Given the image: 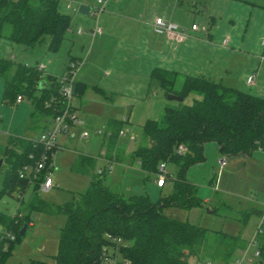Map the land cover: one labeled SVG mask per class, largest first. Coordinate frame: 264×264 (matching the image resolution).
Returning <instances> with one entry per match:
<instances>
[{"label":"trees","instance_id":"16d2710c","mask_svg":"<svg viewBox=\"0 0 264 264\" xmlns=\"http://www.w3.org/2000/svg\"><path fill=\"white\" fill-rule=\"evenodd\" d=\"M4 25L8 26V41L24 49L46 41V51L55 52L69 29V16L59 11L56 0H0V38ZM0 78L3 105L14 104L16 96L29 100V132L43 130L55 114L53 107L44 106L45 102L52 99L56 109L62 105L58 80L37 70V65L0 58ZM149 79L165 95L184 99L193 93L199 97L190 105L166 106L156 119L146 120L140 129V143L130 154L143 172V180L156 175L159 165L172 164L171 191L155 202L146 195L123 196L104 183L103 173L92 174L84 191L72 194L68 202L53 205L39 198L38 178L31 183L33 193L23 208L21 194L29 183L18 178V171L32 166L42 148L32 139L9 137L1 156L0 194H14L18 207L12 217L0 214V264L10 257L31 213L60 215L64 222L49 261L27 259L19 264H100L102 249L112 244L105 236L120 240L117 249L126 264H230L232 255L240 249L236 237L169 219L162 210L189 209L198 204L196 188L185 180V172L203 161V144L213 142L223 156L251 154L263 148L264 98L204 76H184L177 91L173 90V71L155 69ZM40 82L45 87L38 90ZM84 90L83 84L73 83L74 98L82 96ZM117 132L118 128L112 127L107 133L106 146L113 145ZM179 146L183 152L177 151ZM7 233L13 236L11 241L3 238ZM255 240L257 264H264V217Z\"/></svg>","mask_w":264,"mask_h":264},{"label":"rangeland","instance_id":"374dc122","mask_svg":"<svg viewBox=\"0 0 264 264\" xmlns=\"http://www.w3.org/2000/svg\"><path fill=\"white\" fill-rule=\"evenodd\" d=\"M56 1L59 11L69 16V26L73 33H75L76 29L72 23V17L77 16V18H82V16L77 13L78 7H95L94 0ZM173 1L176 3V6L181 7L184 17L182 20H184L187 24L183 27L184 29L181 30L189 32L190 23L193 22L196 26L200 27L199 25H201L200 23L202 20L201 12L198 11V8H193L190 4H188L190 0ZM253 1L257 3H264V0ZM32 2L34 3L35 0H32ZM66 5H69L70 9L67 10L65 8ZM169 7L170 8H167L166 10H159L158 6H151L149 8V14L151 16L155 13L162 15V11H164L165 14L170 15L172 14V7ZM230 12L235 13H233V19L237 24V28L232 31V38L233 40L237 38L238 43L241 45H230L228 49L231 50L240 48L251 57H255L254 68L257 64H259L258 62L260 57L263 58V61L260 62L261 65L264 64V50H262L263 48L259 46V43L264 41V12L254 11L253 14L248 15V12L246 14H242V12H235L229 8L226 10L225 15H223L224 21L223 19L221 20L219 27H223V24H225L227 19V15ZM88 16H90V14ZM88 16H85L84 18L88 19L92 25L91 27H93L95 25V20L91 18V16L90 18ZM129 21L122 20L120 23L128 24L125 22ZM119 26L122 27V25ZM7 32L8 26L4 25L1 30L2 37L0 38V58L10 59L11 57L14 63H22L29 66L41 64L45 68L43 73L51 79H59L62 75L67 73L71 63L69 57H77L79 55L78 48L75 46V40L73 38L75 35H69L68 30L55 52L46 51V41L35 45L32 49H24L20 45H16L8 41L5 38ZM111 37L129 40L131 36L130 31H125L124 33L119 34L118 29L111 34ZM240 40H242V42H240ZM71 42H74V44L71 45ZM125 48L126 47L118 49L122 52L117 54V58L122 61V63H118H121L120 68L122 69H125L127 66V63L124 64L125 60L132 58L128 52L124 54ZM231 55L232 54L220 55L216 63H213V65L221 71L220 73L222 76L227 75L225 71H229L230 76L235 77L243 65L241 61H238V59L233 58V55ZM82 63L83 62L78 64V66L74 69V82ZM135 66L139 67V64H135ZM127 71H131L130 68H128ZM261 79L264 81V73H262ZM1 87L2 79L0 78V96ZM174 88L177 89L178 85L175 84ZM121 95L125 97V94ZM195 99H199V97L193 93H189L184 97V99H182L181 103L169 102L174 106L177 104L190 105ZM155 100L167 103L164 99L163 91L161 90H158L156 94L149 99V102H155ZM138 108L137 113H140L142 107ZM30 109V103L27 99H23L22 102L17 105H3L0 101V160L9 137H34V135L38 132L36 131L37 129H35V132L31 134L28 133L29 131L27 130V125L29 123L28 115L30 113ZM85 113L86 114H83V112L78 111L76 114L84 125L83 127L78 128L77 131L75 130L74 138L71 140V145H69V151L96 154L99 142L101 141L105 131L96 110L90 108ZM121 129L124 130L127 129V127L125 128L122 126ZM130 130L133 134L137 135V139L134 143H128L126 139L122 138L118 141L119 146L123 147L127 154H131V152L139 145V139L141 138L139 128L136 127V125L131 126ZM85 132H87L88 135L81 137L82 133ZM68 134H65L64 136ZM64 139V137L57 136L56 145L62 146ZM60 152L61 151L57 153L59 154L58 159L56 156H53L54 160L52 162L54 177L55 179L57 177L59 182H55L56 184L53 185V189L50 191L40 193L39 195V198L46 203L63 204L71 199V193H74L75 191H82L87 187V177L73 176L70 174L65 163L66 160H63L60 157V154H62ZM202 154L203 161L190 166L185 173V179L196 188V198L198 199V204L189 209H180L176 207L164 208L167 210L165 211L167 215L166 217L179 222H186L190 225L208 230L210 232L236 237L240 243L245 245L254 236V233L264 214V165L260 163L262 160L264 161V143L261 151L254 150L252 152V155L249 157L250 159H248L245 154L225 156V160L232 163L225 172L220 171L218 174V182L215 191L212 190L211 186L214 181V177L217 174L216 160L220 155L213 142L203 144ZM55 159H57V161ZM164 172L167 176H173V165L165 163ZM142 178L143 175L139 171L137 162L133 161L124 169L123 175L121 176L120 193L123 196L146 195L150 201L155 202L160 196L167 195L171 191L170 182H167L161 190L155 188L154 181L156 175L149 176L145 180H142ZM32 193L33 186L29 184L21 194V207L24 208ZM203 201H205V203ZM17 207L18 202L15 200L14 194H0V214L12 217L15 214ZM243 213L245 216H242ZM30 217L34 224L33 228H26L24 234L15 244V250H12L13 252L6 260L5 264L25 263L28 258L49 261V256L55 254L57 231L62 225L60 221H63V217L60 215L48 216L45 214H32ZM30 222L31 221L29 220L28 223ZM40 228H45L47 235L41 244L36 245L35 243L37 242V239L35 232ZM251 251L252 249H250L249 254H251ZM237 257H239V252H235L232 255L231 261ZM211 263L218 264L214 261Z\"/></svg>","mask_w":264,"mask_h":264},{"label":"crops","instance_id":"0c3cea01","mask_svg":"<svg viewBox=\"0 0 264 264\" xmlns=\"http://www.w3.org/2000/svg\"><path fill=\"white\" fill-rule=\"evenodd\" d=\"M188 4L193 8H198V11L201 12V25H199L200 27H198L197 31L185 32V40L178 44L168 41L164 36L156 35L152 30L155 18H161L164 22L175 25L178 30L184 29L183 27L187 25L185 21L182 20L184 17L181 7L176 6L173 0H108L105 10L99 15L96 22L101 30L100 34L93 38L88 36V32L92 28L90 21L84 18L85 16H82V18H77V16L72 17L74 28L80 30L82 33L76 34V31L73 33L69 26L68 34L71 36L75 35L73 38L79 53L77 57H69V59H78L83 62L76 75L75 82H79L85 87L82 96L74 98L73 107L76 114L78 111L86 114L85 112L90 108L96 110L102 121L105 132L99 142L96 154L69 151V145H71V140L74 138L75 130L77 131L78 128L84 125V123L81 122V126L76 128L71 127L66 133H69L68 135H60L65 139L62 146H57L54 157L56 156L58 159L59 154L57 153L61 151L60 153L62 154H60V157L66 160L65 163L68 172L73 176H86L87 186L91 175L95 174V170L102 169L104 183L112 190L120 193L121 176L123 175L124 169L133 161L130 159V154H127L124 148L119 146L118 141L122 138L126 139L128 143H134L137 139V135L131 132V126L136 125L140 132L141 126L146 120L156 119L161 114L164 107L173 106V104L166 99L164 92L163 96L167 103L159 100H155V102L152 101L151 103L149 102V99H151L158 90H161L156 82L150 81L149 79V74L152 70L157 69L175 72L176 80L174 85H178L177 89H175L173 85V90L175 91L179 89L184 76H204L213 81H220L226 87L249 92L252 95L264 98V81L261 79V75L264 73V64L261 65L260 63L263 61V58L259 60V64L254 68L255 57H251L240 48L228 49L230 45H241L238 43L237 38L234 40L232 38V31L237 28V24L233 19L234 12H230L227 15L223 27H219L227 9L230 8V10L242 12V14L248 12L249 15L253 14L254 11L264 12V3H257L253 0H190ZM151 6H158L159 10H166L171 6L172 14L167 15L162 11V15L155 13L151 16L149 14V8ZM88 17L90 18V16ZM122 20H130V24L129 22H125L128 23L129 26L128 24H121L120 21ZM119 25H122V27ZM191 25H195V23H190V26ZM201 28H205V34L199 30ZM118 29L119 34L130 31V39L112 38L111 34ZM240 42H242V40H240ZM73 44L74 42H71V45ZM122 47H126L124 54L128 52V54L132 56L131 59L125 60L124 64L127 63L125 69L120 68L122 61L117 58V54L122 52L118 49ZM261 48L264 50V47ZM223 54H232L233 58L242 62L243 65L235 77H231L229 71H225L227 75L222 76L220 73L221 71L213 65L220 55ZM119 62L121 63L118 64ZM135 64H139V67L135 66ZM128 68H130L131 71H127ZM44 70L45 68L43 67V71ZM249 74H254V83L252 86L245 85V78ZM121 94H125L126 98ZM138 107H142L140 113H137ZM121 118H125L124 124H121ZM122 126L125 128L127 127V129H124L126 134L121 137L116 136L113 145L106 146V140L108 138L107 133L112 127H117L118 130H120ZM36 129L38 132L41 131L39 128ZM33 132H35V130L28 133L31 134ZM85 134L88 135L87 132H85ZM34 137L26 138L31 139ZM130 139L133 140L130 141ZM259 151H261V149ZM245 155L250 159L249 157L252 153ZM54 157L52 158V162ZM57 159L55 160L57 161ZM231 163L232 162L226 161L221 171L225 172L227 168L230 167ZM260 163L264 165L263 160ZM108 167H110V170H108ZM139 171L144 178L143 172L140 169ZM169 177H171V175L168 176V179L165 180L164 185L160 188L155 186L154 181L155 188L158 190L163 189L165 184L170 182ZM55 182L58 183L59 181L57 177L55 179L53 171L51 189H53V185L56 184ZM82 191H75L74 193ZM74 193H71V195ZM203 202L205 203V201ZM162 211V214H165L164 216L166 217L165 211L167 210L163 209ZM32 214L37 213H31L30 215ZM30 215L29 218L31 222L28 223L26 228H33L34 226ZM63 222L64 219L60 221L61 224H63ZM39 230L35 232L38 242L35 243L36 245L41 244L47 235L45 228H40ZM239 244V250H242L246 246V244L243 245L240 242ZM15 248L16 247H14V250ZM231 263L232 261H230V264Z\"/></svg>","mask_w":264,"mask_h":264},{"label":"built area","instance_id":"2783aa9c","mask_svg":"<svg viewBox=\"0 0 264 264\" xmlns=\"http://www.w3.org/2000/svg\"><path fill=\"white\" fill-rule=\"evenodd\" d=\"M108 0H94L95 7L90 8L89 14L95 20V25L90 29L88 35L90 38H93L100 34V28L97 26L96 22L99 15L104 11ZM65 8L70 9L69 5H66ZM152 30L156 35L164 36L168 41L178 44L183 42L186 38V33L183 30H178L175 25L171 23L164 22L161 18H155L152 26ZM190 31H197L198 26L191 25L189 28ZM203 34L206 33L205 28L199 29ZM80 30H76V34H81ZM260 46L264 47V41L260 42ZM11 58V57H10ZM259 60H262L260 57ZM81 64V60L74 59L70 63V67L64 75H62L58 80V95L59 99L62 103L60 105V109H56L54 106L55 102L52 99H49L44 103L46 108L53 107L55 110V114L46 122V127L38 132V134L32 139L33 142L38 144L42 148V153L35 160L32 166H24L18 171V178L26 180L29 184L33 181L40 178V182L38 184L37 192L44 193L49 191L52 188V158L54 156V152L57 149L56 138L57 136L66 134L71 127H79L81 126V121L77 117L74 107H73V76L75 74V67ZM37 70L43 72V66L41 64L37 65ZM254 83V74H249L245 78V85L252 86ZM23 100L22 97L16 96L14 100V104L17 105L21 103ZM121 124L125 123V118L120 119ZM126 134V131L123 129L118 130L117 136L121 137ZM86 134L83 133L82 137H85ZM133 139H130V141ZM183 148L179 146L177 148L178 152H183ZM260 150V149H258ZM226 160L225 156L220 155L216 160V171L217 174L214 177V181L212 183V190H216L217 182H218V174L221 169L225 166ZM110 170V167H108ZM102 169L95 170V174H102ZM168 179L167 174L164 172V164L159 165L158 172L156 174L155 186L160 188L164 185L165 180ZM264 214L262 216V219ZM261 219V221H262ZM261 223V222H260ZM259 223V225H260ZM259 225L255 231L252 239L246 244L245 248L239 251V257L234 259L231 264H257L259 258V250L257 249L255 236L259 233ZM2 239V236L0 237ZM4 239L11 241L13 236L9 233L3 236ZM106 240H110L112 244L108 248L102 249V257L100 260V264H126V262L121 261L120 255L118 253V245L120 244L119 239H113L109 236H105ZM250 249H252L251 254H249ZM212 264V263H206Z\"/></svg>","mask_w":264,"mask_h":264},{"label":"water","instance_id":"95a60500","mask_svg":"<svg viewBox=\"0 0 264 264\" xmlns=\"http://www.w3.org/2000/svg\"><path fill=\"white\" fill-rule=\"evenodd\" d=\"M89 11H90V7H88V6H79L78 9H77V13L80 14L81 16H87L89 14ZM44 87H45V83L44 82H40L38 84L37 88H38V90H41ZM165 97L170 102L181 103V101H182V97L176 96V95H173V94H167V95H165ZM0 163H1V160H0ZM24 231H25V226L23 225L21 227L19 235L22 236L24 234Z\"/></svg>","mask_w":264,"mask_h":264}]
</instances>
